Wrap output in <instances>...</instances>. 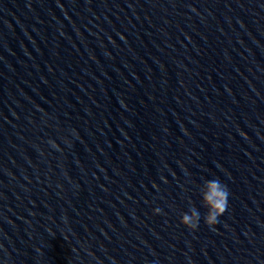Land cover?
Masks as SVG:
<instances>
[{
	"label": "water",
	"instance_id": "1",
	"mask_svg": "<svg viewBox=\"0 0 264 264\" xmlns=\"http://www.w3.org/2000/svg\"><path fill=\"white\" fill-rule=\"evenodd\" d=\"M0 264H264V0H0Z\"/></svg>",
	"mask_w": 264,
	"mask_h": 264
},
{
	"label": "clouds",
	"instance_id": "2",
	"mask_svg": "<svg viewBox=\"0 0 264 264\" xmlns=\"http://www.w3.org/2000/svg\"><path fill=\"white\" fill-rule=\"evenodd\" d=\"M202 205L208 211L204 216V222L212 228L218 222V218L226 211L228 204L229 190L219 179L205 180L201 187ZM159 212L160 209L154 210ZM200 213L195 207H191L188 212L182 213L180 224L192 231L198 228Z\"/></svg>",
	"mask_w": 264,
	"mask_h": 264
}]
</instances>
